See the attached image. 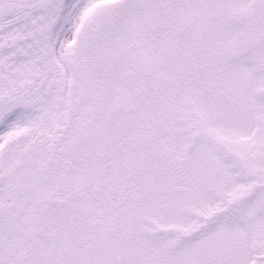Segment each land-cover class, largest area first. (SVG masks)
Masks as SVG:
<instances>
[{
	"label": "snow or ice",
	"instance_id": "obj_1",
	"mask_svg": "<svg viewBox=\"0 0 264 264\" xmlns=\"http://www.w3.org/2000/svg\"><path fill=\"white\" fill-rule=\"evenodd\" d=\"M0 264H264V0H0Z\"/></svg>",
	"mask_w": 264,
	"mask_h": 264
}]
</instances>
